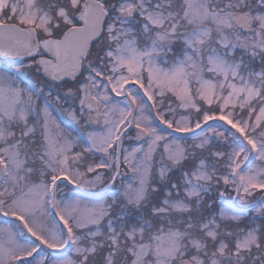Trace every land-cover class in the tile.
Wrapping results in <instances>:
<instances>
[{"label": "snow or ice", "instance_id": "6c2138e0", "mask_svg": "<svg viewBox=\"0 0 264 264\" xmlns=\"http://www.w3.org/2000/svg\"><path fill=\"white\" fill-rule=\"evenodd\" d=\"M0 216V264H264V0H0Z\"/></svg>", "mask_w": 264, "mask_h": 264}, {"label": "rangeland", "instance_id": "374dc122", "mask_svg": "<svg viewBox=\"0 0 264 264\" xmlns=\"http://www.w3.org/2000/svg\"><path fill=\"white\" fill-rule=\"evenodd\" d=\"M257 163H259V162H257ZM7 224H16V222L15 221H13V220H10V219H2V218H0V225H7ZM46 251V250H45Z\"/></svg>", "mask_w": 264, "mask_h": 264}, {"label": "water", "instance_id": "95a60500", "mask_svg": "<svg viewBox=\"0 0 264 264\" xmlns=\"http://www.w3.org/2000/svg\"><path fill=\"white\" fill-rule=\"evenodd\" d=\"M2 217H3V216H2ZM3 218L11 219V220H15L14 218H10V217H3Z\"/></svg>", "mask_w": 264, "mask_h": 264}]
</instances>
